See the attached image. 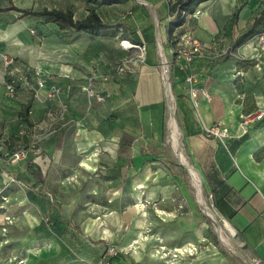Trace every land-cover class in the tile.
<instances>
[{"label":"crops","instance_id":"crops-1","mask_svg":"<svg viewBox=\"0 0 264 264\" xmlns=\"http://www.w3.org/2000/svg\"><path fill=\"white\" fill-rule=\"evenodd\" d=\"M12 4L19 8H33L32 5L20 6L15 2L7 6ZM146 4L153 6L168 21L173 18L171 0H146ZM129 6L132 14L129 17L137 16L139 22L123 23L117 15L107 18L99 15L111 24L116 20V24L121 22L128 27L142 26L144 37L141 35L140 40L144 38L146 41L145 64L138 66L137 59L131 58L129 64L125 63L124 74V71L118 72V66H112L116 53L120 51L119 46L123 50L126 48L118 42L116 28H113L115 36L103 37L102 51L99 48L93 50L94 54L98 52L95 58L102 65L106 74L103 76L110 79L105 96L114 94L112 96L117 97L114 108L121 105L119 98L122 94H128L134 103L135 117L131 121L129 136L116 131L112 124H107L101 133L96 130L97 120L89 126L82 119L88 99L85 87L94 69L87 61V32L76 31L64 38L55 34L37 42L26 30L28 25L23 23L26 16L22 17L18 10H6L18 12L13 24H23L11 33H2L0 25V54L13 55L20 67H42L48 83L61 86L69 111L64 116L67 120L58 123L56 119L64 117L60 115L59 104L46 98V89L42 90L39 98H34L24 89L15 96H8L0 55V192L8 200L0 202V224L5 213L13 209L17 211L8 228L9 233L2 236L3 240L0 236V261L3 259L5 263L2 264H66L62 260L61 241L67 240V235L70 237L65 228L74 221L82 225L87 239L97 242V248L91 254L82 255L83 261L77 264H163L164 259L154 251L157 242L180 250L195 248L207 225L204 220H211L210 217L214 216L215 220L228 223L236 231L241 259L246 261L249 258L264 264V116L243 120L244 115L252 116L264 111V47L260 43L261 36H264V18L261 16L264 0L203 1L196 7L200 12L186 15L183 24L175 27L174 31L178 36L192 33L209 45L205 54L193 61V67L196 86L204 88L210 98L201 90L192 97L189 83L185 80L173 91L186 158L200 174L213 216L197 201L198 182L189 166L178 156L177 159L172 156L171 144L165 137L162 118L166 93L162 84L156 81L159 78L158 62L153 50L149 51V44L155 45V40H152V31L146 28L153 23L148 7L138 0H131ZM27 16L42 20L37 16ZM142 16L149 20H142ZM169 41L172 40L166 29L163 42L167 43L173 59ZM29 100L31 103L28 111H24L25 117L19 116ZM243 125L246 131H243ZM23 126L30 130L25 136L19 133ZM211 126L227 128L228 135L220 137L208 133L206 129ZM53 129L60 131L53 133ZM68 135L78 147V164L96 171V175L109 178L108 184L102 188L95 187L98 193H106L103 203L99 198L96 201L103 207L102 213H99V208V217L89 214L85 220L69 221L77 202L58 204L51 194L53 183L40 180L43 175H52L51 153ZM36 138L42 144V155L30 150L32 140ZM20 143L29 148L28 156L17 164H11L6 157ZM101 159L104 161L99 164ZM39 164L44 165L40 172ZM2 168L9 171L7 175L2 173ZM9 174L25 182L17 180L5 188ZM92 190L94 188L89 191ZM28 192L32 201L28 199ZM38 194L46 198L44 209L50 211L53 228L58 230L60 227L59 231L65 233L33 231L34 234L26 236L23 230L17 235L21 228L40 223L37 208L43 207L35 203ZM127 200L129 204L122 207L121 204ZM60 214L64 220H60ZM123 224L130 225V233L125 239L120 230ZM11 229L13 231L10 232ZM15 229L18 230L16 234ZM140 232L146 233L149 249L142 252L141 249L125 248ZM32 239L36 243L32 244ZM123 239L125 242L121 248L107 250L105 243ZM180 245L183 246L177 247ZM199 257L196 252H184L176 264H200ZM6 259H22L23 262L15 260L8 263Z\"/></svg>","mask_w":264,"mask_h":264},{"label":"rangeland","instance_id":"rangeland-1","mask_svg":"<svg viewBox=\"0 0 264 264\" xmlns=\"http://www.w3.org/2000/svg\"><path fill=\"white\" fill-rule=\"evenodd\" d=\"M131 0H0V5L7 6L8 4H11L12 2L16 3L17 5H32L35 9H42L43 7L48 8H63V9H71L74 12L75 18L81 19L86 17L90 13V8H95L98 14H100L102 17L105 16L107 18L108 16H118V20H121V22L124 23V21L128 22H139V17H134L129 11L130 6L129 2ZM138 2L145 4L148 7L149 15L153 20V28L151 31L153 32L154 38H155V45L149 44V51L153 50L154 55L156 57V60L158 62V65L156 66V70L159 72V78L156 79L157 83L162 84V89L165 92L166 86L170 85L171 90V103L173 106V110L175 114L173 115L177 121L180 116L176 114V98L175 93L172 89V71L171 67L174 61V58L171 59V53L169 52L168 45L164 41V36L166 33V29L168 30L169 22L165 17L162 16L153 6L150 4H146V0H138ZM15 14H18V12H11V11H5L0 13V25L1 29L3 30L2 33H11L12 31L19 30L21 24L24 23V25H28L26 30L29 31L34 37L37 42H41V40L44 37L48 36H55V34L59 35L60 37H68L70 35H73L76 33V31L72 29H61L56 23L54 22H45V21H39V19H35L30 16H26L23 23L18 22L17 24H13L14 18H16ZM28 20L25 21V20ZM116 21V20H115ZM115 21H113L114 24ZM121 22L117 24L123 25ZM137 29H140V32L144 33V30H142L141 27H136ZM117 34V40L122 45L125 46V50L122 49V47L119 46V52L116 53V59L112 63V66L116 68L121 62L126 61L128 59H137L138 66L145 64V60H142L143 52H145V49H141L140 47H128L123 42L125 40H129L128 38H124V34L128 32L126 31L124 26L118 27L116 30ZM175 31V28H174ZM171 33V38L169 41V45L173 46L175 42L177 41L178 34L175 32ZM20 32V31H19ZM18 32V33H19ZM81 32V31H80ZM23 33V32H20ZM114 31H108L106 34L104 33H98V34H92L87 33L88 43H87V61L91 64V67H94L92 69V73H90L88 77L89 84L87 86H90V88H93L96 91H99L104 96L107 93L106 88H108V82H110V79L102 71V65L101 63H98L99 60H97L95 57H98V52L94 54V49H100L101 48V42L103 41V37L106 36V38L113 37ZM131 41V40H129ZM159 41L164 44H162L164 48L165 53V62H163L162 57L159 52ZM132 43H135L131 41ZM137 44V43H135ZM154 46V47H153ZM148 48V47H147ZM101 50V49H100ZM102 51V50H101ZM147 53H145V57ZM172 60V61H171ZM129 64V63H127ZM132 66V65H130ZM134 67V66H133ZM132 67V68H133ZM131 68V67H130ZM165 68L167 69V74L165 72ZM114 70V69H113ZM130 70V69H129ZM127 69L126 72H129ZM125 71L123 72V74ZM97 76V77H96ZM167 76L169 78H167ZM135 80V79H133ZM134 82V81H132ZM95 84V86H94ZM122 84V83H121ZM112 85V84H111ZM129 85V83H127ZM86 91L87 94V103L85 104V112L83 114V118L87 124L90 126L92 121L97 120L98 125L97 129L99 132H103L105 126L107 124H112V127L115 126L117 129L116 131H122L123 134L126 136L130 135V125L131 121H134L135 115L133 114V107L134 103L128 96V94H122L123 96L119 99H121V105H116L114 102V99H117V97H113L112 95L105 96L104 100H98L96 96H92L89 91ZM111 96V97H110ZM168 98L167 96L164 98V109H163V118L162 122L165 125V137L169 139V143L171 144V153L172 156L177 159L178 155L176 151V147L173 143L171 132L168 124V120L170 116L172 117L170 113V107L169 103L167 105ZM118 108V109H117ZM66 117V116H65ZM58 118L56 121L58 123L63 122L67 120V118ZM139 123V119H138ZM108 126V125H107ZM135 126V125H134ZM133 126V127H134ZM90 128V127H88ZM139 129V128H138ZM91 130V129H89ZM60 129H53V133H58ZM51 133V132H50ZM49 133V134H50ZM52 133V134H53ZM48 134V135H49ZM179 137L182 139V134ZM172 141V142H171ZM41 148L40 154L43 153V148L41 142L38 144ZM183 151L184 145L181 142L180 143ZM23 146L21 143L18 147ZM30 146V145H28ZM16 147V148H18ZM14 148V150L16 149ZM13 151V150H12ZM11 151V152H12ZM10 152V153H11ZM101 153V152H100ZM186 153V152H185ZM78 147L74 145L73 141L71 140L70 135L66 136V139H63L60 144H57V147L55 150L52 151L50 159H51V167L52 168V175L47 174V176H42L40 180H50L53 183V186L51 189V194L53 198L56 200L58 204H63L64 202L68 203H74L77 202L76 208L73 210V213L70 215L68 220H85L89 214L95 215L99 217V208H101L99 213H102L103 207L97 205L96 201L104 202L106 199V193L101 194L98 193L95 189V187L102 188L105 184H108L109 178L104 177L103 175H96V171H91L83 166L81 167L78 164ZM99 154V153H98ZM1 155V154H0ZM3 155H5L3 153ZM8 156L6 157V160H8ZM104 159V158H103ZM103 159L99 161V164L103 163ZM27 160V159H26ZM25 160V161H26ZM40 162V161H37ZM41 163V162H40ZM38 164V163H37ZM41 166L43 168L44 165L39 164L38 169L39 172L41 171ZM100 168V167H99ZM1 170V169H0ZM2 173H5V175L8 174L9 171L6 170V168H2ZM14 176V175H13ZM17 180L23 181L20 178L16 177ZM12 181H6L4 183L5 188H8L9 184H11ZM14 182V181H13ZM25 182V180L23 181ZM19 183V182H17ZM141 185V184H140ZM91 188H94V190L89 191ZM198 188V186H197ZM30 192L27 193L28 199L30 198ZM41 195V196H40ZM203 195L206 199V202L208 203V198L205 192H203ZM43 194L37 195V200L35 203L43 208L39 209L37 208V212L40 216V223L36 226H30L25 227L24 229L21 228L20 231L15 229L14 233L17 235L22 234L20 233L23 231L26 236L34 234L37 232H43V233H58L63 234L65 232L59 231L61 228L57 227L58 230H55L51 223V214L50 211L47 209H44L46 206L44 204V201H46V198L43 197ZM99 198V200H98ZM36 199V198H35ZM141 197H139V200ZM118 200V199H116ZM1 201H8L7 197L4 196L3 193L0 192V202ZM32 201V200H31ZM129 201H125V203H122L121 206L124 207L125 205H128ZM209 205V204H208ZM119 208V205H118ZM108 210V208H106ZM212 209V208H211ZM17 215L16 209L10 210V213H5L4 218L7 216H10L12 220H15V216ZM211 220H204L206 221L207 225L203 229V236L200 237V240L198 242L199 246V258L201 259L200 264H258L255 260H251L249 258H246V261L241 259V257L238 255L240 248L236 241V235L235 233L232 234L229 229L227 228L226 223H224L222 220H215V217H210ZM2 219V220H3ZM60 220H64L62 218V215L60 214ZM11 225H8L10 227ZM70 226V227H69ZM65 229L68 231V234L70 232V237L67 235L66 239L61 241L62 243V254L64 255V263L66 264H77L81 261H83L82 255L88 254V252H92L93 249L97 248L95 247V244L97 242H94L92 240L87 239V236H85L82 232V225H77L74 221L72 224H70ZM221 228L223 236L228 240V242L233 246V249L227 248L223 242L221 241L218 233V228ZM129 224H123L122 227H120V230L123 231V238L125 239L126 235L129 234ZM53 228V229H52ZM13 231L12 229L10 232ZM9 233V232H8ZM119 240L116 242L111 243H105L107 250L108 249H119L122 247L125 240ZM146 233H138V235L130 240L124 247L129 248L132 250L141 249L142 252H145L144 250L149 249V244L146 245ZM31 241L32 244L36 243L34 239ZM158 240H161L158 238ZM12 243V241H10ZM9 243V244H10ZM8 244V243H7ZM167 245L166 243H162ZM159 245H161L160 242H157L154 245V251L155 254L159 255L160 258L164 259L163 264H176V260L173 259L170 256H163L160 255ZM185 245V244H184ZM193 245V244H191ZM138 246V247H137ZM170 247L169 245H167ZM183 245L177 246L181 247ZM180 250V248H178ZM82 253V254H81ZM144 256V253L143 255ZM146 258V255L144 256ZM2 259V258H1ZM3 260V259H2ZM0 261V263H5L4 261ZM15 260L19 259H8V263H13ZM23 264V263H22Z\"/></svg>","mask_w":264,"mask_h":264},{"label":"built area","instance_id":"built-area-1","mask_svg":"<svg viewBox=\"0 0 264 264\" xmlns=\"http://www.w3.org/2000/svg\"><path fill=\"white\" fill-rule=\"evenodd\" d=\"M200 10H195L194 14L199 13ZM260 43L264 47V36H261ZM133 47H140L141 49H145L143 52L142 60H145L146 53V45L145 44H135L132 43ZM209 45L205 42H202L198 38H196L192 33H183L178 36L175 46L172 48L173 57L180 67V69L186 72V81L189 83V91L192 97H195L199 90H201L207 98H210V94L204 88H198L195 84L196 82V73L193 67V61L200 56L205 54V51ZM3 60L4 68H5V79L4 86L5 91L8 96H15L21 89L29 91L34 98H39L43 89H46V98L49 100L55 101L59 104L60 115L63 117L69 111L68 102L62 97V88L56 83H48V76L46 72L40 66H23L20 67L17 64L16 58L8 53L0 54ZM132 59H128L122 64H119L117 69L118 72L122 73L125 69V63L131 62ZM135 61V60H134ZM133 61V62H134ZM165 72L167 74V69L165 68ZM167 78H169L167 76ZM85 89L90 92L92 96H96L98 100H104L105 96L99 91L90 88V86H86ZM264 116V111H260L254 115H244L243 120L247 118V120L255 118L261 119ZM245 123V122H244ZM208 133L215 134L220 137H224L228 135L227 128H220L219 126H211L206 129ZM243 131H246V128L243 125ZM21 136H25L30 133L28 126H23L19 131ZM39 139H33L30 150L34 149L36 155L40 154L41 148L38 145ZM29 153V148L26 146H21L13 150L9 156L8 161L11 164H17L19 161L27 158ZM9 181H17V178L12 174H9ZM3 223L0 224V236L3 240L2 236L6 235L8 232V225L13 223V220L10 216H7L3 219ZM160 255L170 256L173 259L177 260L180 255L184 252H188L194 254L198 253L199 247L195 246L185 249V250H175V248H170L165 244L159 245ZM165 259V257H162ZM7 260V259H6ZM23 260H17V263H22ZM258 263V262H257ZM1 264V263H0Z\"/></svg>","mask_w":264,"mask_h":264},{"label":"trees","instance_id":"trees-1","mask_svg":"<svg viewBox=\"0 0 264 264\" xmlns=\"http://www.w3.org/2000/svg\"><path fill=\"white\" fill-rule=\"evenodd\" d=\"M203 1L206 0H171L170 4V10L171 13L173 14V18L169 22L168 26V33H169V38H171V33L174 31V28L177 26H180L183 24L186 15L192 14L195 12L196 7ZM18 10L21 12V16H27V15H33L40 17L43 21L45 22H54L56 23L61 29H72L74 31H84L87 33H92V34H100L104 33L106 34L108 31L113 28L124 26L126 31L128 32L124 34V36L129 37L130 39L133 40L135 43L139 44H145L146 41L143 38V40H140V36L144 37L143 32H139L138 29L135 26L130 25L128 27L127 25L123 24H111L108 22H105L101 16L98 14L95 8H90V13L81 19L75 18L74 12L71 9H63V8H48V7H43L41 10H34L33 8H19L15 5H10L6 7H1L0 6V12L1 11H6V10ZM261 16L264 18V8L261 11ZM145 20L144 16H142V20ZM147 19L146 21H148ZM151 23V22H150ZM153 23L149 24L146 28L147 30H151L153 28ZM145 28V29H146ZM153 35V32L151 33ZM149 35H147L148 37ZM152 40L154 41L155 38L153 37ZM176 43V42H175ZM175 46V44L172 46V48ZM174 58V57H173ZM146 59V57H145ZM172 89L175 91L176 86L183 82L184 80L186 81V72L177 65L175 59L172 64ZM31 100L27 102V104L23 107V110L19 113V116L25 117L24 111H28L29 106H30Z\"/></svg>","mask_w":264,"mask_h":264},{"label":"bare ground","instance_id":"bare-ground-1","mask_svg":"<svg viewBox=\"0 0 264 264\" xmlns=\"http://www.w3.org/2000/svg\"><path fill=\"white\" fill-rule=\"evenodd\" d=\"M123 44H125L126 46L128 47H133L134 45L132 44V42H130L129 40H125L123 42ZM159 52H160V55L162 57V60L163 62H165L166 58H165V53H164V48L161 44V42L159 41ZM165 93H166V96L168 98V103H169V107H170V113L172 115V117L170 116L169 118V128H170V132H171V137H172V140H173V143L176 147V151L177 152V155L179 157V159L181 161H183L184 163H186L188 166H189V169L191 170L194 178L196 179V181L198 182V197H197V201L200 202L202 208L209 214H211L212 216L214 215L213 214V210L211 209V207L208 205V203L206 202V199L203 195V188H202V184H201V178H200V174L199 172L189 164V162L187 161V158H186V154L185 152L183 151L180 143L182 142L181 141V138L179 137V135L181 136V129L180 127L178 126L177 124V121L175 119V117L173 116L175 114L174 110H173V106H172V103H171V90H170V86L169 84L166 86V89H165ZM172 142V141H171ZM214 217V216H213ZM214 219V218H213ZM226 223V222H225ZM227 225V228L229 229V231L234 234L236 233V231L228 224L226 223ZM218 233H219V237L221 239V241L223 242V244L229 248V249H233V246L228 242V240L223 236L222 234V230L219 226L218 228ZM191 245V244H190ZM185 249H188V248H185ZM184 249V250H185ZM175 250H179L178 248H175ZM183 251V250H182Z\"/></svg>","mask_w":264,"mask_h":264},{"label":"water","instance_id":"water-1","mask_svg":"<svg viewBox=\"0 0 264 264\" xmlns=\"http://www.w3.org/2000/svg\"><path fill=\"white\" fill-rule=\"evenodd\" d=\"M214 214V213H213Z\"/></svg>","mask_w":264,"mask_h":264}]
</instances>
